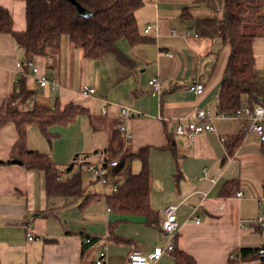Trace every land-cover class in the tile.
<instances>
[{"label": "crops", "instance_id": "1", "mask_svg": "<svg viewBox=\"0 0 264 264\" xmlns=\"http://www.w3.org/2000/svg\"><path fill=\"white\" fill-rule=\"evenodd\" d=\"M143 1L136 17L147 39L136 45L126 39L118 42L132 65L121 63L115 54L86 58L68 36L58 52L30 57L57 82L56 90L50 84L38 86L31 68L16 67L27 56L11 34L0 33V106L15 88L25 85L32 94L22 103L23 110L73 103L89 111L69 126L50 128L51 142L37 125L28 127L29 149L47 153L61 168L74 163L65 177L78 170L79 155L91 162L110 160L106 148L118 130L121 106L134 110L127 122L132 139L124 146L120 137L118 155L126 149L134 154L128 162L136 174L143 168L136 154L144 151L152 219L113 210L107 202L112 187L86 171H81L82 195H48L44 172L12 157L18 132L9 123L0 128L1 264H96L105 244L104 264H127L134 249L148 254L165 243L161 220L169 204L178 206L175 245L191 254L196 264H228L232 252L264 246V226L258 220L264 217V142L247 131V119L218 117V95L231 48L195 30L196 18H222L225 0ZM0 5L12 13L14 29L24 31L25 0H0ZM201 5L212 10L199 11ZM186 9L187 19L182 17ZM254 52L264 82V34L255 39ZM152 79L158 81L159 93L149 84ZM196 82L204 84L199 95L190 90ZM83 86L96 93L84 96ZM197 110L207 112L215 131L193 140L177 134L179 118L186 124ZM239 137L238 147L229 149L226 141ZM240 190L241 198L236 195ZM88 195L98 197L81 206ZM27 224L34 240H28ZM154 264H174V258L166 252Z\"/></svg>", "mask_w": 264, "mask_h": 264}, {"label": "trees", "instance_id": "2", "mask_svg": "<svg viewBox=\"0 0 264 264\" xmlns=\"http://www.w3.org/2000/svg\"><path fill=\"white\" fill-rule=\"evenodd\" d=\"M76 1L85 9L86 14L80 13L70 0H25L27 26L24 31L14 29L12 13L0 5V33L11 34L27 58L58 52L63 38L68 36L86 58L97 59L115 54L121 63L132 65L133 62L124 55L118 42L126 39L131 45H136L147 39L141 33L136 17V12L144 5V1ZM182 17H190L188 9L183 11ZM195 30L200 36L220 38L223 46L229 45L231 48L220 85L218 112L234 111L240 107L245 97L252 106L263 101L264 82L260 81L255 67L254 41L264 34V0H225L223 17L196 18ZM31 94L32 91L22 85L15 88L0 106V128L13 123L18 132L12 157L29 169L44 172L48 195H82V170L78 168L71 176L65 177V174L74 169V163L61 168L47 153L29 149L27 130L30 125H37L51 142L54 135L50 128L69 126L78 116L89 115V111L73 103L65 106L57 103L53 109L37 106L31 110H23L21 105ZM120 137L119 130H116L106 148L110 160L120 157L111 180L118 188L108 194V205L117 212L145 214L152 219L154 210L149 200L146 155L143 150L136 154L142 159L143 168L139 173H132L128 161L134 154L126 149L121 156L118 155ZM226 142L229 149L235 150L240 137ZM91 197L98 195L86 196L85 203L81 206ZM260 249H264V246L240 249L238 252L241 254V261L260 259L264 264V254L259 253ZM171 255L174 264H196L191 254L176 245ZM228 264L234 262L229 259Z\"/></svg>", "mask_w": 264, "mask_h": 264}, {"label": "built area", "instance_id": "3", "mask_svg": "<svg viewBox=\"0 0 264 264\" xmlns=\"http://www.w3.org/2000/svg\"><path fill=\"white\" fill-rule=\"evenodd\" d=\"M151 26L149 25L145 32H149ZM17 68L28 67L31 68L34 74L35 83L40 87H46L51 85L52 90L57 89V82L52 80L50 76L41 72L34 61L30 58H27L24 61H19L16 64ZM149 84L153 86L154 91L159 93L160 86L156 79L149 81ZM190 90L196 94H201L204 90V84L196 82L190 86ZM81 93L84 96H93L96 93V89L83 86ZM103 113H107L106 107L102 109ZM134 116V110L131 108L121 106V120L118 125V130L120 136L124 141V146L132 139V133L128 128L127 122ZM220 118H245L248 121L247 131L255 132L260 137V140L264 142V101H260L254 106L244 103L240 107L236 108L232 112H222L218 114ZM215 131V126L211 122L208 114L205 110L195 111L187 120V123H183V118H179V122L175 128L177 134H186L191 140H193L197 135L203 132H213ZM221 140L224 142L225 138L221 137ZM126 149L123 147L122 150ZM120 162V157H117L113 160H104L100 162H91L84 155H79L75 159V164L77 167L82 170L90 173L94 178L99 180L104 185H110L112 191H117V184H112L111 180L114 175V168L118 166ZM237 197L241 198L244 196V193L240 190L237 192ZM177 205L169 204L163 209V217L161 220V236L165 243L162 246H157L154 250L148 254L144 253L140 249H134L129 255L127 264H154L158 261L164 253H171L175 246L176 234L179 229V222L177 216ZM261 222V225L264 226V217L258 219ZM31 225L27 224V237L28 240H34L35 236L31 231ZM90 242V239L87 240ZM107 249L108 246L105 244L100 252L99 259L96 261V264H104L107 259ZM260 254H264V249H260ZM234 264H241V254L240 252H232L229 255Z\"/></svg>", "mask_w": 264, "mask_h": 264}, {"label": "rangeland", "instance_id": "4", "mask_svg": "<svg viewBox=\"0 0 264 264\" xmlns=\"http://www.w3.org/2000/svg\"><path fill=\"white\" fill-rule=\"evenodd\" d=\"M200 9H198L199 11H202V10H209V11H211L212 9H210V8H208L206 5H201L200 7H199ZM201 15H207V14H201ZM91 62V61H90ZM83 175L85 176V177H87V178H89L90 177V179H91V176H89V175H87V173H84L83 172ZM106 186H108V185H106ZM110 186V185H109Z\"/></svg>", "mask_w": 264, "mask_h": 264}, {"label": "water", "instance_id": "5", "mask_svg": "<svg viewBox=\"0 0 264 264\" xmlns=\"http://www.w3.org/2000/svg\"><path fill=\"white\" fill-rule=\"evenodd\" d=\"M70 1L78 7L80 13L86 14L85 9L76 0H70ZM17 162H18V160H17Z\"/></svg>", "mask_w": 264, "mask_h": 264}]
</instances>
